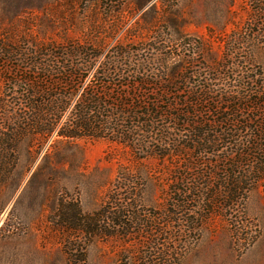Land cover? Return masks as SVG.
<instances>
[{
	"label": "rangeland",
	"instance_id": "374dc122",
	"mask_svg": "<svg viewBox=\"0 0 264 264\" xmlns=\"http://www.w3.org/2000/svg\"><path fill=\"white\" fill-rule=\"evenodd\" d=\"M250 5L251 0H125L118 13H109L95 5H84L81 0H0V44L27 54L29 60L31 53L39 54L47 46L79 44L98 50L100 57L79 92L89 85L87 88L110 106L120 98L132 101L138 95L161 90L175 92L180 88L175 97L178 99L206 85L213 86L217 96L239 94L241 91L231 85L233 81L230 83L231 77L219 71L218 65L230 49L240 50L230 61L245 62L250 74H261L255 79L257 83L264 82V34L253 40L246 30ZM234 37L236 40L231 41ZM115 53L125 57L126 70L121 75L136 78L133 65L141 63L140 76L149 80L163 78L165 84L135 86L131 81H119L105 85L100 79L88 84L94 74L99 76L100 63L112 60ZM167 55L170 59L164 64L162 59ZM188 57L195 60L192 69L185 63ZM15 66L17 57L0 70V96L5 88L1 78L15 73ZM188 73L194 75L187 84L173 85L174 79L179 83ZM236 75L235 79L242 76ZM170 79L171 84L166 82ZM210 108L198 107L201 115L196 121L219 122L220 117L211 114ZM161 124L168 126L172 136L163 137L158 148L157 138L150 140V145L138 154L119 141L57 138L60 126L46 141L23 139L17 165L0 186V228L5 221L16 227L14 235L0 237V264L132 262L142 250L147 234L145 228L138 231L135 223L151 209L165 207L173 173L190 163L195 168L201 163L222 165L211 155L190 160L185 150L189 127L164 121ZM124 178L129 184L118 192L120 203L129 206L128 215L134 217L128 239L118 234V238L97 240L85 245L84 254L76 260L69 258L62 244L64 239L52 224L58 201L76 205L84 214L93 213L107 201L117 181ZM135 197L140 201H135ZM238 223L240 239L233 235L224 218L210 216L201 225L198 240L187 246L180 264H264L261 184L248 194Z\"/></svg>",
	"mask_w": 264,
	"mask_h": 264
},
{
	"label": "trees",
	"instance_id": "16d2710c",
	"mask_svg": "<svg viewBox=\"0 0 264 264\" xmlns=\"http://www.w3.org/2000/svg\"><path fill=\"white\" fill-rule=\"evenodd\" d=\"M81 1L109 13H118L125 3V0ZM250 9L246 30L254 40L264 34V0H251ZM235 40L234 37L231 41ZM234 43L231 44L235 47ZM96 51L79 44L47 46L39 54L31 53L29 60L27 54L0 44V70L17 57L15 73L1 78L5 88L0 96V186L14 171L21 141L26 137L43 142L60 126L57 138L119 141L138 154L150 145V140L157 138L158 148L163 137L172 136L162 121L180 124L189 127V145L185 150L190 160L211 155L222 165L201 163L195 168L190 163L177 169L170 178L165 207L139 216L135 226L134 217L128 215L129 206L122 205L118 195L122 186L129 184L126 178L117 181L107 201L93 213L84 214L78 206H69L60 199L52 224L64 239L67 255L76 260L79 254H84L85 245L118 238V234L128 239V232L134 226L138 231L145 228L146 241L134 260L125 264H180L187 246L198 240L201 225L212 215L224 218L233 235L240 239L238 215L247 196L256 185L261 184L264 189V82L255 80L261 74H250L245 62L230 61L234 53L237 56L240 52L230 49L227 61L223 58L218 68L231 77L230 83L233 81L231 85L241 91L239 94L217 96L213 86L206 85L178 99L175 97L180 94V88L175 92L161 90L138 95L132 101L120 98L110 106L101 96L94 95L89 85L79 92L100 57ZM124 58V54L115 53L112 60L101 62L99 76L94 74L88 84L99 79L105 85L119 81H131L135 86L165 84L163 78L149 80L140 76L141 63L133 65L136 78L121 75L126 70ZM169 59V55L164 56L162 63ZM194 61L188 57L185 63L192 69ZM9 70L5 71L9 73ZM236 74L242 76L235 79ZM193 75L182 76L179 83L174 79L173 85H185ZM166 82L171 84V79ZM202 87L207 89L201 90ZM201 105L211 107L207 111L215 113L221 121L197 122L201 115L197 108ZM193 169L196 172L192 173ZM15 230L14 225L5 221L0 237L9 238ZM189 237L192 241L187 240Z\"/></svg>",
	"mask_w": 264,
	"mask_h": 264
}]
</instances>
